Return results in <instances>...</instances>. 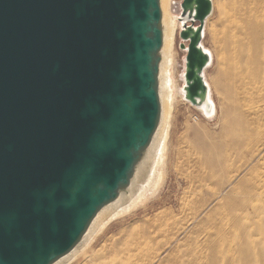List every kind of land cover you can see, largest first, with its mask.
<instances>
[{"label":"water","instance_id":"water-1","mask_svg":"<svg viewBox=\"0 0 264 264\" xmlns=\"http://www.w3.org/2000/svg\"><path fill=\"white\" fill-rule=\"evenodd\" d=\"M159 19V0H0V264H50L128 179L159 116Z\"/></svg>","mask_w":264,"mask_h":264},{"label":"rangeland","instance_id":"rangeland-1","mask_svg":"<svg viewBox=\"0 0 264 264\" xmlns=\"http://www.w3.org/2000/svg\"><path fill=\"white\" fill-rule=\"evenodd\" d=\"M182 2L171 0L172 13H179ZM232 4L212 0L201 28L202 44L212 55L205 77L217 116L208 119L180 93L158 193L113 219L88 250L91 259L80 255L70 264H264V98L247 103L227 93L219 30L221 11ZM174 41L181 86L187 53L178 33ZM256 187L257 192H238Z\"/></svg>","mask_w":264,"mask_h":264},{"label":"bare ground","instance_id":"bare-ground-1","mask_svg":"<svg viewBox=\"0 0 264 264\" xmlns=\"http://www.w3.org/2000/svg\"><path fill=\"white\" fill-rule=\"evenodd\" d=\"M209 1L210 10L199 21L195 18V2L189 5L181 4L179 13L174 14L170 9L171 0H159L160 19L157 25L161 31L162 43L154 52V61L157 66L156 91L159 100V116L155 130L149 142L137 151L128 179L120 184L115 196L98 208L76 244L65 254L56 257L50 264H70L80 255L85 260L89 259L91 255L88 250L113 219L132 213L158 193L165 178L168 128L177 97L181 98L182 95L186 102L208 119L217 116L216 103L211 97L210 87L205 77L212 55L202 44L204 28L199 32L197 47L205 56V62L202 68L195 67L194 70L201 80L202 89L194 98L189 96L188 86L192 80L187 77L189 64L186 56L181 86V74L176 75L177 51L174 45L176 33L180 38L181 50L186 54L189 38L196 33L200 22L205 26L206 19L212 12V0ZM232 1L233 4L229 9L225 8L221 11L219 40L223 44L226 64L222 73L223 81L231 97L238 96L243 102L255 103L264 98V0ZM183 31H188L187 38L181 36ZM224 116L222 114L218 120ZM235 140L237 141L238 138L236 137ZM259 190V187L244 188L243 191L238 192L253 193ZM232 191L235 192L234 189ZM260 192L264 195V186ZM163 217L162 215L158 219ZM240 255L241 251L236 258Z\"/></svg>","mask_w":264,"mask_h":264},{"label":"snow or ice","instance_id":"snow-or-ice-1","mask_svg":"<svg viewBox=\"0 0 264 264\" xmlns=\"http://www.w3.org/2000/svg\"><path fill=\"white\" fill-rule=\"evenodd\" d=\"M198 60V57L195 56V54L193 55L192 61L193 63H195Z\"/></svg>","mask_w":264,"mask_h":264}]
</instances>
